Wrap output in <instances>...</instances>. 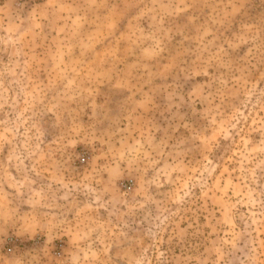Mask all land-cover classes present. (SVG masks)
I'll use <instances>...</instances> for the list:
<instances>
[{
    "label": "rangeland",
    "instance_id": "rangeland-1",
    "mask_svg": "<svg viewBox=\"0 0 264 264\" xmlns=\"http://www.w3.org/2000/svg\"><path fill=\"white\" fill-rule=\"evenodd\" d=\"M0 264H264V0H0Z\"/></svg>",
    "mask_w": 264,
    "mask_h": 264
},
{
    "label": "built area",
    "instance_id": "built-area-1",
    "mask_svg": "<svg viewBox=\"0 0 264 264\" xmlns=\"http://www.w3.org/2000/svg\"><path fill=\"white\" fill-rule=\"evenodd\" d=\"M127 189H129L130 188V186H128V187H126Z\"/></svg>",
    "mask_w": 264,
    "mask_h": 264
}]
</instances>
